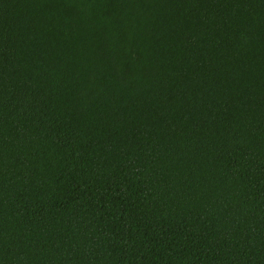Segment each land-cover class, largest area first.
Returning <instances> with one entry per match:
<instances>
[{
	"label": "trees",
	"instance_id": "trees-1",
	"mask_svg": "<svg viewBox=\"0 0 264 264\" xmlns=\"http://www.w3.org/2000/svg\"><path fill=\"white\" fill-rule=\"evenodd\" d=\"M0 264H264V0H0Z\"/></svg>",
	"mask_w": 264,
	"mask_h": 264
}]
</instances>
